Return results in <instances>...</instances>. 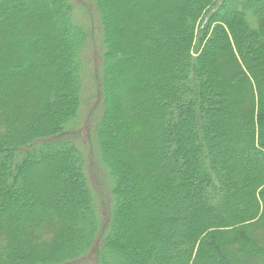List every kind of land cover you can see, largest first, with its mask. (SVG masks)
I'll use <instances>...</instances> for the list:
<instances>
[{
  "label": "trees",
  "instance_id": "obj_1",
  "mask_svg": "<svg viewBox=\"0 0 264 264\" xmlns=\"http://www.w3.org/2000/svg\"><path fill=\"white\" fill-rule=\"evenodd\" d=\"M76 1L0 0V264H264V0H84L111 209Z\"/></svg>",
  "mask_w": 264,
  "mask_h": 264
},
{
  "label": "rangeland",
  "instance_id": "obj_2",
  "mask_svg": "<svg viewBox=\"0 0 264 264\" xmlns=\"http://www.w3.org/2000/svg\"><path fill=\"white\" fill-rule=\"evenodd\" d=\"M82 1H76L77 15L81 19V22L90 29L92 33V44L89 47L87 56H85L86 96L83 101L81 131L78 132L76 141L81 145L86 156L88 177L98 201L101 204L105 203V206L111 209L110 177L102 165L99 151L96 148L95 138L93 137V126L97 123V119L101 115L98 109L100 107L98 103V84L100 79L98 73L101 72L102 67V31L99 16L93 5H88L84 0ZM86 8L89 9L88 12L84 10ZM88 121H90V128L87 127ZM87 129L88 131L90 129V131L88 132Z\"/></svg>",
  "mask_w": 264,
  "mask_h": 264
}]
</instances>
